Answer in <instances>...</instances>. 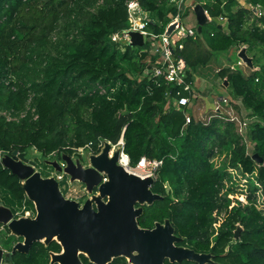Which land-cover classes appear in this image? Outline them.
<instances>
[{
  "label": "trees",
  "instance_id": "trees-1",
  "mask_svg": "<svg viewBox=\"0 0 264 264\" xmlns=\"http://www.w3.org/2000/svg\"><path fill=\"white\" fill-rule=\"evenodd\" d=\"M126 1L0 0V154L33 149L43 158L61 157L77 148L98 154L105 142L114 145L122 136L130 166L141 157L161 161L150 189L162 198L141 205L139 227L168 220L180 238L176 245L209 254L205 264H264V0L243 5L191 0L207 12L212 30L204 33L203 25L200 33L177 42L174 55L187 68L181 84L144 76L148 58H155L148 43L123 45L121 51L111 41L113 33L129 26ZM137 1L149 13L147 29L155 34L164 32L169 14L177 13L169 0ZM255 6L262 11L259 17L250 8ZM243 46L251 66L228 64L216 76L232 109L248 112L250 153L221 110L202 120L173 103L181 96L192 100V89L184 87L193 85L198 69ZM3 111L16 119L7 120ZM218 153L226 154V164H213ZM253 154L262 161L256 163ZM228 168L247 175L245 191L227 185ZM0 192L8 200L0 205L13 213L28 201L20 179L1 163ZM21 240L0 223L1 249L10 252ZM60 251L56 240L38 241L7 261L50 264V253ZM80 260L92 264L82 254ZM108 264L129 263L119 256Z\"/></svg>",
  "mask_w": 264,
  "mask_h": 264
},
{
  "label": "water",
  "instance_id": "water-1",
  "mask_svg": "<svg viewBox=\"0 0 264 264\" xmlns=\"http://www.w3.org/2000/svg\"><path fill=\"white\" fill-rule=\"evenodd\" d=\"M190 2L187 0L186 4ZM192 13L197 33H200L202 26L209 22L208 15L198 3L193 5ZM176 28L177 21L169 22L164 34L170 36ZM126 34L129 39L124 40L125 45H143L140 32L127 30ZM237 56L251 66L245 48L240 49ZM110 149L111 143L105 142L98 154L90 155L87 167L67 154L61 157L64 165L50 162L56 172L68 175L71 182L83 184L90 197L82 204L65 198L53 177L43 178L33 171L35 162L27 159L24 152L13 150L2 157V165L23 181L24 193L33 202L36 214L32 218H13L12 210L0 205V223L22 238L8 253L0 248V264H9L7 259L16 251L27 253L34 242L47 245L52 240L61 247L59 253H50L52 264H82L81 254L92 264H108L119 256H131L133 264H165V260L205 264L211 261L209 254L177 246L180 238L174 234L168 220L156 222L151 229L138 226L136 218L142 213L141 205L162 197L151 191L152 178L141 179L128 173L117 164L118 151L109 155ZM252 158L256 163L262 161L257 154ZM102 174L107 177L104 182ZM96 186L98 194L93 193ZM5 253L8 258L4 257Z\"/></svg>",
  "mask_w": 264,
  "mask_h": 264
},
{
  "label": "rangeland",
  "instance_id": "rangeland-1",
  "mask_svg": "<svg viewBox=\"0 0 264 264\" xmlns=\"http://www.w3.org/2000/svg\"><path fill=\"white\" fill-rule=\"evenodd\" d=\"M181 15V21L186 25H195L196 20L192 13L191 6L186 5L184 2L183 8L180 10ZM212 30V26L210 24H204L203 32H209ZM171 41L173 42V39L171 38ZM124 44H119L120 50L123 51ZM247 54V53H246ZM247 56L250 57V55L247 54ZM237 60V53L236 51H231L229 54V60L227 59V55L222 56H216L212 59V61L204 68L198 69L197 73L201 77L197 80L195 85L192 86V91L194 94V98L189 103L190 112L192 113V116L197 119L207 120L208 117H212L217 113L219 110H221V115L223 117H226L230 121L233 120L235 123V130L236 133L241 136L240 142H243L247 146V150L250 153L252 151V143L249 141L248 138V125L251 123V119L247 116L248 112L244 108L241 107V111L237 114L234 109L230 105L224 106L225 103L221 104L222 99L228 98V90L225 85L222 84V81L216 76L217 70L225 65H228L231 62H236ZM216 101V108H214V102ZM218 102V103H217ZM234 103V102H233ZM235 103L238 105L235 101ZM222 106H224L222 108ZM248 118V119H247ZM104 145V144H103ZM103 148V146H102ZM101 148V149H102ZM117 149L116 146H111V151L109 152V155H112V153ZM101 151V150H100ZM29 159H34L38 161L37 170L41 172L43 176H50L54 175L56 176L57 172L53 171L50 167H48L46 164L42 161V156L40 153L36 152L33 149H30L29 151H26ZM91 153L87 152L85 149H82L80 151H75L71 154V158L73 161L79 160L82 165L89 164V157ZM2 154H0V163L2 165L1 159ZM55 158V157H51ZM228 157L225 153L216 154L214 158H212V162L215 166H222L226 164ZM55 161V160H54ZM3 166V165H2ZM134 170V167H131L130 170ZM131 170V171H132ZM227 171L229 172V175L231 177V180L227 182V185L232 187L234 190H246L247 186V175L243 174L240 169L238 168H228ZM63 179L58 182V187L61 193L68 197H74L75 192L77 195H80L81 198L79 201L82 203L85 197L89 196L84 190H83V184L78 181L71 182L69 180V176L63 173ZM20 184H23V181H20ZM23 188V187H22ZM69 194V195H68ZM26 197V195H25ZM232 197V196H231ZM262 199V197L260 198ZM0 200L3 203V201H8L6 197H4V194L0 192ZM27 202L22 205H16L17 209L16 212L18 213V216L20 217H34L36 212L34 208V204L32 201H30L27 198ZM262 207V205H260ZM8 253V252H7ZM134 254V253H131ZM5 258H8L7 254L4 255ZM51 256H49V263H51ZM113 259V258H112ZM129 264H133L131 261V256H128L125 258Z\"/></svg>",
  "mask_w": 264,
  "mask_h": 264
},
{
  "label": "built area",
  "instance_id": "built-area-1",
  "mask_svg": "<svg viewBox=\"0 0 264 264\" xmlns=\"http://www.w3.org/2000/svg\"><path fill=\"white\" fill-rule=\"evenodd\" d=\"M171 4H174L175 7H177V13L176 14H169L170 22L177 21V28L174 30V32L170 36H166L163 33L161 34H155L148 30V24L151 22V18L149 16V13L145 11L137 0H127L126 1V7H127V14H128V21L129 26L126 29H123L120 32L113 33L110 36V39L113 43H119L124 44V40H128L129 37L126 34L127 30L137 31L140 32L143 35V42L148 43L149 45V54L154 56L155 58L151 60L148 58L146 67L144 69V76L148 77L149 79H162L166 83H174V84H181L184 82V79L186 78L187 68L185 65V62L181 58H177L174 55L173 49L177 46V42H179L181 39H184L186 37L194 36L197 32L196 30V24L195 25H186L181 21V15L180 10L183 8L184 2L186 4L187 0H169ZM195 3L190 2L188 6L193 7ZM187 5V4H186ZM252 9L253 15L256 17H259L262 15V11L259 6L250 7ZM206 12V11H205ZM207 14V12H206ZM209 18V16H208ZM220 20H223L220 18ZM171 38L173 39V42L171 41ZM143 43V44H144ZM125 45V44H124ZM244 48L240 47L236 53L239 52L240 49ZM231 67H239V68H245L246 64L237 56L236 62L229 63ZM191 85H186L184 87V90H191ZM192 97L194 98V94H192ZM192 98V99H193ZM191 99L187 96H181L178 100L174 101L173 103L177 106H186L189 107ZM225 103V106L230 105L229 104V98H223L221 101V104ZM2 114L5 116L7 120H15L16 117L14 115H11L7 111H3ZM25 113L21 112L20 116H23ZM185 120L186 122L190 121V115L188 113H185ZM111 146H116L117 149L115 151H118V157H117V164L121 166L124 170H126L128 173L135 174L139 176L141 179L144 178H154L155 176V169L160 165V160H150L146 157H141L138 162L134 166H130L129 163V157L124 151V142L123 137L121 136L120 139L116 144H111ZM83 148H77L76 151H80ZM2 156H4V153H1ZM131 167H134V170H130ZM63 173L57 172L56 176L50 175L49 177H53L57 182L63 179ZM107 180V177L102 174L101 181L104 182ZM83 190L87 193L85 187ZM94 194H98L97 186L95 187V190L93 192ZM88 194V193H87ZM69 195V194H68ZM65 198L75 200L79 202V204H82L86 198L85 197L83 202L81 203L79 199L81 198L80 195H77L75 192L74 197H68L63 195ZM13 218H20L18 216V213L13 214Z\"/></svg>",
  "mask_w": 264,
  "mask_h": 264
},
{
  "label": "flooded vegetation",
  "instance_id": "flooded-vegetation-1",
  "mask_svg": "<svg viewBox=\"0 0 264 264\" xmlns=\"http://www.w3.org/2000/svg\"><path fill=\"white\" fill-rule=\"evenodd\" d=\"M25 153V157L27 158V159H29L28 158V155H27V152H24ZM63 155V154H62ZM62 155H61V157H62ZM69 156H71V155H69ZM51 157H55V158H51ZM61 157H58V155L56 154V153H53V154H51V155H49V156H47V157H45V158H42V161H43V163L44 164H46L48 167H50L53 171H55L54 170V168L50 165V162H52V161H57L58 163H60L61 165H64L63 163V161H62V159H61ZM32 160V159H31ZM33 161L35 162V165H34V169H33V171H36V172H38L39 174H40V176L41 177H49V176H43L42 174H41V172L39 171V170H37V166H38V161H36V160H34L33 159ZM84 167H87V166H89V164H86V165H83ZM83 188H84V186H83Z\"/></svg>",
  "mask_w": 264,
  "mask_h": 264
},
{
  "label": "crops",
  "instance_id": "crops-1",
  "mask_svg": "<svg viewBox=\"0 0 264 264\" xmlns=\"http://www.w3.org/2000/svg\"><path fill=\"white\" fill-rule=\"evenodd\" d=\"M240 1V3L243 5V4H245V0H239ZM231 51H234V50H230V52ZM230 52H228V54H226L227 55V59L229 60V54H230ZM218 56H222V55H218ZM195 77H194V83H193V85H195V83L197 82V80L200 78L201 79V77L198 75V73L196 72L195 73V75H194ZM192 85V86H193ZM218 103V102H217ZM214 104V108H216V101L213 103ZM225 106V105H224ZM224 106H222V108L224 107ZM192 114V113H191ZM209 118V117H208Z\"/></svg>",
  "mask_w": 264,
  "mask_h": 264
},
{
  "label": "bare ground",
  "instance_id": "bare-ground-1",
  "mask_svg": "<svg viewBox=\"0 0 264 264\" xmlns=\"http://www.w3.org/2000/svg\"><path fill=\"white\" fill-rule=\"evenodd\" d=\"M110 151H111V149H110Z\"/></svg>",
  "mask_w": 264,
  "mask_h": 264
}]
</instances>
